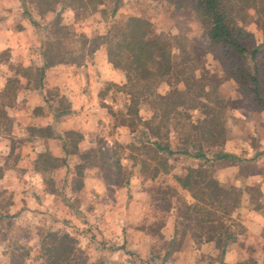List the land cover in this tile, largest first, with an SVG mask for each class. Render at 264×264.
<instances>
[{"label":"crops","instance_id":"1","mask_svg":"<svg viewBox=\"0 0 264 264\" xmlns=\"http://www.w3.org/2000/svg\"><path fill=\"white\" fill-rule=\"evenodd\" d=\"M8 1L0 0V4ZM1 10L0 53L9 50L12 53L10 61L16 62L17 59L22 62L28 73L21 74L11 62L0 58V126L6 125L0 127V196L11 186L15 190L10 192L14 195L12 204L18 196L16 201L19 202L20 198V202L28 204L32 210H46L48 207L51 211H82L80 226H89L97 233L106 234L108 237H104V240L109 242L115 238L114 235H108L112 229L138 231L143 236L135 246L143 256L153 249L150 247L151 240L154 246L167 241L166 246L171 249H165L164 246L165 254L172 253L174 261L199 254L201 264L205 263L203 261L207 257L212 259L211 264H242L249 254L253 257L264 255L263 248L259 246V243L264 244L261 236L264 234V107L256 108L245 101L235 79L226 77L221 86L227 101V107H224V142L215 151L204 147L205 156L202 157L196 156L190 149V168L209 163L214 170L213 176L224 187H235L239 191L242 201L233 216L245 231L238 233L236 239L228 241L224 252L215 241L206 238L199 244L188 239L181 244V238L177 235V214L172 208L156 237L143 228L146 222L143 219L149 215L148 207L152 201L145 196L141 187L136 192L130 189L134 179L140 180V186L144 184L143 181H147L141 170L140 159L125 154V151L122 156L119 153L122 147L144 148L158 140L145 128L149 139L139 143L135 139V128L118 120L120 115L128 113L132 101L125 71L109 60L106 45L81 49L87 56L83 63L64 61L46 67V41L42 42L30 19L23 18L16 9L5 12L0 6ZM246 28L255 41L249 48L258 45L262 56L264 33L255 22ZM85 51L89 52L86 54ZM37 73L39 78L34 81L32 77ZM10 78L18 79V88L15 94L9 96L6 87ZM163 83V80L159 82L158 92L164 95L165 91L161 89ZM204 102L206 107L203 109H189L193 111L194 118L200 114V110L207 114L208 107L212 106V103ZM157 107V111L154 109L157 115L154 125L160 124L162 118ZM70 134L77 135L78 141L73 143ZM170 147L175 150L174 144L173 147L170 144ZM2 148L8 150L4 152V157ZM92 151L101 155L109 154L110 159L116 158L119 165L123 164L118 166L120 172L104 175V170H101L103 164L88 162V157L83 156V153ZM41 153L58 159L55 161L58 166L45 167ZM176 155L181 156L180 153ZM179 160H169L174 167L168 173H158L154 180L172 177L174 182L171 184L177 187L175 176L184 175L183 167L178 168L181 165ZM127 164H131L134 176L132 180H120L119 184L122 172H130H126ZM80 165L84 166L82 172ZM48 172L60 180L57 185L64 182L70 186L67 191L69 195L61 196L62 192L47 188L45 174ZM78 177L82 183L80 193L73 188ZM138 196L139 201L143 202L140 206L135 199ZM12 204L8 209H22ZM134 208L140 213H133ZM141 212L142 215H139ZM50 230H55V227ZM129 239L126 237L132 242ZM217 252L222 261L213 258Z\"/></svg>","mask_w":264,"mask_h":264},{"label":"rangeland","instance_id":"2","mask_svg":"<svg viewBox=\"0 0 264 264\" xmlns=\"http://www.w3.org/2000/svg\"><path fill=\"white\" fill-rule=\"evenodd\" d=\"M4 3L0 6L5 12L13 9L18 10L23 18L30 19L42 42L48 40L55 43L59 42L56 47L64 51L68 60L76 59V62H79L77 58L82 53L81 49H91L96 44L98 46L103 34L113 30L115 26H124L131 16H142L152 22L153 29L157 34H162L172 41L174 66L169 77L172 86L170 87L168 81L163 80L164 83L161 87L165 91L164 95H166L165 104L170 99H182L179 91L189 90L184 96L186 102L187 100L192 102L195 99L194 103L198 101L201 105L204 101H208L217 111L227 107L226 97L221 86L226 77L231 76V65L219 48L208 38L204 23L193 6V0H104V4L98 3L95 6L90 4L88 0H10ZM116 5L118 6L117 11L113 12ZM260 31L262 30L260 29ZM245 43L247 46H252L255 41L249 37L245 39ZM11 56L12 53L9 50L0 53V58L5 61L11 62ZM15 61L11 62V65L16 69H21V74H27L28 70H24L22 62H18L17 59ZM32 78L34 81L38 80V73ZM189 82H195L194 86L190 85ZM170 90L171 95L167 97ZM137 101L139 102L136 103ZM150 102H153L155 107H152ZM158 105L156 94L151 97L143 96L137 100L135 98L134 101H131L128 113L120 115L118 120L131 124L136 130L135 139L139 143H144L149 139V134L146 133L151 131L150 133L153 134L155 130L154 121L157 116L156 107ZM157 109L160 107L158 106ZM189 109L192 108L179 107L170 110L165 120V125L170 131V144L172 147L174 144L176 150L172 149L174 153L167 155L170 162H176L180 158L181 165L178 168L183 167L184 175L187 174L190 163H192L190 161V149L195 153L199 151L200 147H203V150L205 147L209 151L218 149L217 145L202 142L199 131L192 126V121L204 118L205 111L200 110V114L194 118L193 111L191 112ZM4 126L6 125L0 127ZM145 128H148V132ZM70 135L73 143L78 141L76 140L77 135ZM161 141L164 140L161 138ZM186 141L189 143L186 144ZM127 147H122L119 152L120 156L124 154V151L125 154H131L134 158L139 159L153 155L151 150L146 153L145 148ZM71 148L74 150V147ZM186 148H188V152H183ZM6 151H8L6 148L5 150L2 148L3 157ZM92 152L88 157V162L103 164L101 170H104V175L118 172L120 170L118 166L123 165L122 163L119 165L116 158L110 159L109 154L101 155L97 151ZM176 153H180L181 156L178 157ZM152 165L154 164L152 163ZM171 165L173 168L174 164ZM130 167L131 164L125 166L126 172H130H122L118 181L119 184L126 178L132 180L134 173ZM204 167L208 170L209 175H214V170L209 163ZM144 175L147 181H143L142 186H140V180L134 179L135 182L133 183L130 181L132 191L136 192L141 187L144 189L145 196L147 195L152 201L148 207L150 213L148 212L149 215L143 219L146 221L143 228L150 235L159 236L168 211L175 208L178 221L177 235L181 238L179 242L184 244V241L188 239L196 244L202 243L203 239L206 238L205 232L208 234L211 228L208 223L199 222L198 216L189 219L179 215L178 209L182 208L183 195L178 193L177 187L172 186L173 178L162 175L164 179L150 180L147 178V176L149 177L148 173ZM45 177L47 188L62 192L61 196L69 195L67 191L70 186L68 184L62 182L57 185V181L60 180L51 172L45 174ZM81 184L80 177L76 178L73 188L79 193ZM224 188L234 193V199L239 206L242 201L239 191L235 187ZM5 192L4 195L0 196V264H14V260L15 264H47L53 253L49 249L55 241L47 233L52 227H55L57 231L67 230L76 238L75 242L70 243L76 249L75 254H71V264H201L198 259L201 256L199 254H192L190 258L185 256L174 261L172 253L165 254L164 246L165 249L169 247L166 246L167 241L165 244L154 246L151 240L150 247L153 249L143 256L135 246L137 240L143 236L138 231H127L123 228L112 229L113 232L109 231L108 235L111 237L114 235L115 238L109 242L104 240V237H108L106 234L97 233L89 226H80L82 219L80 213L82 214V211L78 213L71 210L69 212L51 211L48 207L46 210H32L31 206L20 202V198L17 202L18 196L15 197V202L12 204L14 195L10 192H15V190L11 186H8ZM185 197L188 198L187 195ZM135 199L139 201L140 197ZM10 204L19 205L22 209L12 211L10 208L8 209ZM141 204L143 202L139 201L138 206ZM133 213L140 212L134 208ZM139 215H142V212ZM63 224H67L69 227L67 228ZM234 228L238 232L240 226ZM244 231L243 229V233ZM261 236L264 238V234ZM126 237H129L132 242L126 240ZM154 243L156 244V241ZM175 246L178 247L179 244L176 243ZM259 246L264 250V244L259 243ZM169 249L171 248L169 247ZM219 249L221 250L220 247ZM218 252L220 253V251ZM218 252L213 258L222 261L221 253ZM248 256L242 264H264V255L253 257L249 254ZM204 260L205 263L203 264H211L212 259L207 257Z\"/></svg>","mask_w":264,"mask_h":264},{"label":"trees","instance_id":"3","mask_svg":"<svg viewBox=\"0 0 264 264\" xmlns=\"http://www.w3.org/2000/svg\"><path fill=\"white\" fill-rule=\"evenodd\" d=\"M193 1V6L207 30L208 38L230 63V75L236 80L245 96V101L250 102L256 108L264 107V97L262 96L264 91V54L260 55L261 48L258 45L250 49V46L245 43V39L251 36L246 28L248 24L255 22L262 31L264 30V0ZM88 2L94 6L98 3L104 4V0H88ZM117 8L116 5L113 12H116ZM58 43L51 40L46 41L44 49L46 67L58 62H76V59L68 60L66 58L64 51L56 47ZM98 45H106L109 60L117 68L125 71L128 79V92L132 96V101L135 98L136 100L141 99L143 96L151 97L153 94L158 96L162 118L160 124L155 125L153 131V135L158 140L153 142V145L144 147L146 153L151 150L153 155L142 157L139 160L142 172L148 173L149 178L154 180L158 173H168L172 169L168 155L174 151L170 147L169 128L165 125L170 110L179 107L205 108L206 104L203 102L200 105L198 101L194 103L195 99L192 100L193 103L191 100L186 102L184 96L189 90L179 91L182 99H170L165 104L166 95L158 92V84L161 80H166L169 86H172L169 79L174 66L172 41L162 34H157L150 20L142 16H131L124 26H115L113 30L103 34ZM96 46L97 44L94 45V47ZM78 57L77 60L79 59V62L83 63L85 54L81 53ZM18 71L21 72V69ZM189 84L194 86L195 82H189ZM17 88L18 79L10 78L6 93L9 96L15 94ZM170 93L171 90L167 93V97H170ZM150 105L155 107L153 102H150ZM204 114L203 119L191 122L193 128L199 131L202 142L221 147L226 135L224 108L217 111L212 105L208 107L207 114ZM161 138L164 141H161ZM164 151L166 153L162 154L161 152ZM183 152H188V148ZM90 154L92 153H83V156L89 157ZM196 156H205L203 147H200ZM41 157L45 167L58 166V162H55L58 159L50 154L41 153ZM83 167L80 165V172L83 171ZM175 179L178 183L177 191L183 195L182 208L178 209L179 215L189 219L198 216L199 222L208 223L211 230L208 234L205 232L206 239L215 241L224 252L227 242L236 239L237 234L242 233L244 229L233 216L238 207L234 193L226 190L213 175H209L204 166L192 167L186 175H176ZM186 195L188 198L185 197ZM234 226H240L238 232L235 231ZM47 233L55 240L49 249L53 253L50 261H48L49 258L46 260L47 264H63L64 262V264H71L70 257L71 254H75L76 249L70 243L75 242L76 238L67 230H50ZM13 263L15 264V260Z\"/></svg>","mask_w":264,"mask_h":264}]
</instances>
